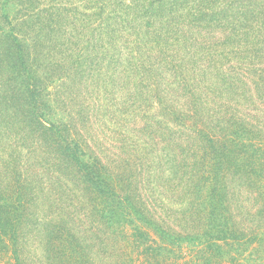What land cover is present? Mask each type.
<instances>
[{"label": "trees", "instance_id": "16d2710c", "mask_svg": "<svg viewBox=\"0 0 264 264\" xmlns=\"http://www.w3.org/2000/svg\"><path fill=\"white\" fill-rule=\"evenodd\" d=\"M264 264V0H0V264Z\"/></svg>", "mask_w": 264, "mask_h": 264}, {"label": "rangeland", "instance_id": "374dc122", "mask_svg": "<svg viewBox=\"0 0 264 264\" xmlns=\"http://www.w3.org/2000/svg\"><path fill=\"white\" fill-rule=\"evenodd\" d=\"M9 261H10V260H9L8 257L4 258V260H3L4 264H10Z\"/></svg>", "mask_w": 264, "mask_h": 264}]
</instances>
